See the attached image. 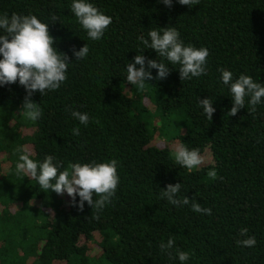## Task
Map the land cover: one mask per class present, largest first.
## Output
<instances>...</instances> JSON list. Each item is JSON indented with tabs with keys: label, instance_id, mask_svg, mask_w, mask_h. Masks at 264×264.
<instances>
[{
	"label": "trees",
	"instance_id": "trees-1",
	"mask_svg": "<svg viewBox=\"0 0 264 264\" xmlns=\"http://www.w3.org/2000/svg\"><path fill=\"white\" fill-rule=\"evenodd\" d=\"M86 2L112 18L98 41L79 25L73 0H0V15H35L49 24L53 46L69 57L61 87L32 95L43 113L36 122L20 113L26 91L18 81L0 86V264H181L177 248L191 253L184 264H264V103L248 114L246 97L228 116L232 97L218 71H230L233 82L244 74L264 84V0H200L191 8L177 0L171 8L162 0ZM165 27H175L185 46L208 49L207 75L181 81L179 64L141 44V37L150 42L148 31ZM85 44L88 56L75 61L73 50ZM137 54L165 63L170 74L146 81L143 90L127 83L126 65ZM150 72L156 77V69ZM207 98L215 108L211 121L199 106ZM69 108L87 113L88 125ZM153 123L159 128L150 129ZM172 125L187 131L170 134ZM167 136L173 147L164 145ZM181 142L208 161L191 172L177 165L173 152ZM18 147L38 163L53 156L60 171L115 159L116 194L101 211L87 202L80 210L78 196L73 201L16 174L25 154ZM213 169L222 180L207 176ZM177 183L181 198L212 214L161 197ZM245 227L256 238L252 248L236 243L246 238L239 235ZM170 235L171 259L159 248Z\"/></svg>",
	"mask_w": 264,
	"mask_h": 264
},
{
	"label": "clouds",
	"instance_id": "clouds-1",
	"mask_svg": "<svg viewBox=\"0 0 264 264\" xmlns=\"http://www.w3.org/2000/svg\"><path fill=\"white\" fill-rule=\"evenodd\" d=\"M163 4L172 7V0H162ZM180 5L191 8L198 5L200 0H177ZM71 11L79 25L87 32L89 39L100 40L112 23V18L103 14L100 9L86 0H73ZM58 19L53 15V23ZM0 86L19 83L26 91L20 113L29 121L36 122L43 115L42 109L31 99L32 95L39 91L44 95L47 91L58 90L67 79L69 57L57 51L53 46L56 41L49 33V24L41 22L35 15H20L7 13L0 15ZM149 39L140 38L141 44L147 49H152L160 57L165 58L171 64H179L180 80H191L193 77L207 75L206 64L210 53L207 48H195L192 45L185 46L180 38V33L175 27L153 29L147 33ZM143 50L140 51L142 53ZM89 54V47L85 44L78 51L73 50L75 61L85 59ZM147 64V68L145 67ZM139 65V68H137ZM156 69V77L151 75L150 70ZM221 73L222 83L229 86L232 107L228 116H235L245 106V98L250 97L248 104L249 113L257 111L256 106L264 103V84L255 82L251 76L241 74L233 82V74L223 68L218 69ZM126 80L131 85H136L143 90L146 81L163 80L170 74L169 67L163 62L146 59L142 54H137L132 63L126 65ZM210 98L199 101L208 120L211 121L215 112ZM71 116L80 124L88 125L90 117L87 113L72 111ZM99 123V121H95ZM73 135H79V127L72 130ZM17 152H25L19 155L16 164V174L26 176L37 181L39 187L45 191L51 190L57 195L66 193L73 201L79 197L76 205L83 210L85 202L97 211L103 210L115 196L120 183L118 175L119 162L112 159L107 162L70 163L63 171L59 169L61 164L55 161L51 155L46 156L42 163L30 158L26 150L18 147ZM175 162L189 172L205 164L206 159L201 155L198 148L189 150L185 143H179L173 152ZM207 176L215 181L221 179L213 169L208 171ZM54 181V183H53ZM182 184L166 185V190H161V197L176 207L186 206L191 203V210L196 213L211 215V209L202 207L198 202L180 197ZM94 195L99 197L94 199ZM98 218V217H97ZM248 228L240 229L239 235L246 237L236 241L241 247L252 248L256 245L255 236H248ZM175 245V237L170 235L167 243L161 242L159 248L162 253L172 257L171 250ZM175 257L184 264L191 258L189 251L179 248L175 251Z\"/></svg>",
	"mask_w": 264,
	"mask_h": 264
},
{
	"label": "rangeland",
	"instance_id": "rangeland-1",
	"mask_svg": "<svg viewBox=\"0 0 264 264\" xmlns=\"http://www.w3.org/2000/svg\"><path fill=\"white\" fill-rule=\"evenodd\" d=\"M156 126V128L158 129L159 127V123H153L152 125H151V127H150V129H152V128H154ZM187 131V129L185 128V127H179L178 125H172L171 126V128L169 129V132H170V134H175V133H182V134H184L185 132ZM166 132V131H165ZM168 137V136H167ZM164 142H165V146H170V147H173L172 146V141L169 139V137H168V139H164ZM205 159H206V162L208 161V157L207 156H205ZM205 162V163H206Z\"/></svg>",
	"mask_w": 264,
	"mask_h": 264
}]
</instances>
